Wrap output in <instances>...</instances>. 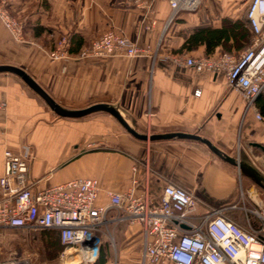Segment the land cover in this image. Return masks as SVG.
Listing matches in <instances>:
<instances>
[{"label": "crops", "instance_id": "crops-1", "mask_svg": "<svg viewBox=\"0 0 264 264\" xmlns=\"http://www.w3.org/2000/svg\"><path fill=\"white\" fill-rule=\"evenodd\" d=\"M0 1L23 22V43L13 41L0 26V65L23 70L58 106L79 110L109 105L131 129L147 137L196 135L264 178V122L246 110L224 74L195 72L158 58L204 57L202 46L183 50L184 39L196 30L220 29L223 20L247 24L244 0H200L194 12L178 11L171 19L168 0ZM106 32L134 42L146 50L145 56L73 58ZM60 37L67 40L69 58L51 61L47 53ZM1 103L0 177L7 150L28 159L26 178L37 181V189L94 179L100 188L95 203L106 205L104 192L125 193L134 180L133 195L144 196L153 206L162 188L171 184L192 195L194 204L186 213L192 225H199L211 210H219L241 228L258 225L254 211L264 191L201 143L176 138L139 141L101 112L59 118L8 74H0ZM97 238L102 264L114 259L117 264H171L164 259L142 263L140 225L118 220L113 209L106 211ZM106 242L111 259L106 256Z\"/></svg>", "mask_w": 264, "mask_h": 264}, {"label": "built area", "instance_id": "built-area-1", "mask_svg": "<svg viewBox=\"0 0 264 264\" xmlns=\"http://www.w3.org/2000/svg\"><path fill=\"white\" fill-rule=\"evenodd\" d=\"M200 0H168L170 19L178 11L194 12ZM250 32L249 44L236 54L219 53L211 57L191 58L185 55L158 57L162 63L190 68L195 72L223 73L227 85L234 89L253 118L263 123L253 105L264 88V0H249L244 11ZM0 26L10 38L23 43V22L12 17L0 1ZM67 40L60 37L47 53L49 60H67ZM146 50L129 39L106 32L73 57L75 60L122 55L145 56ZM199 93L196 91L194 96ZM3 104H0V108ZM28 159L10 151L4 152L0 177V229L57 233L61 249L58 264H94L99 254L97 233L105 224L108 209L115 210L118 220L140 225L143 233L142 263L164 259L171 264H264V192L254 211L256 228H241L211 210L199 225L187 221L186 213L194 199L186 190L167 184L156 205L150 206L144 196L133 195V185L125 193L104 192L106 205L95 203L100 192L96 180L77 178L63 184L37 189V181L26 178ZM135 169H132V173ZM0 264H24L16 259ZM105 264H117L115 260Z\"/></svg>", "mask_w": 264, "mask_h": 264}, {"label": "water", "instance_id": "water-1", "mask_svg": "<svg viewBox=\"0 0 264 264\" xmlns=\"http://www.w3.org/2000/svg\"><path fill=\"white\" fill-rule=\"evenodd\" d=\"M0 74H8L18 78L30 91H32L44 103V105L53 115L59 118L78 119L93 113L101 112L112 117L128 135L139 141H158L176 138L192 140L201 143L215 157L231 166L236 167L240 174L249 178L255 186L264 191V178L256 170H254L251 166L244 162H237L235 159L226 156L213 145H211L207 140L202 139L196 135L183 133L150 135L148 137L146 135H140L127 125V123L124 121V119L121 117V115L116 109L109 105L98 103L79 110H66L58 106L55 102H53V100L23 70L11 65H0Z\"/></svg>", "mask_w": 264, "mask_h": 264}, {"label": "trees", "instance_id": "trees-1", "mask_svg": "<svg viewBox=\"0 0 264 264\" xmlns=\"http://www.w3.org/2000/svg\"><path fill=\"white\" fill-rule=\"evenodd\" d=\"M249 39L250 32L244 21L237 23L223 20L220 29H201L192 32L184 39L182 49L192 51L198 46H202L204 48V57H211L214 54L231 53V50L238 51L243 49L248 46ZM216 49L218 51L215 52ZM253 105L264 121V88L254 99ZM39 232L46 233V239L47 241L49 240L48 246L52 251L61 249L55 231L41 230ZM94 264H102L99 257Z\"/></svg>", "mask_w": 264, "mask_h": 264}, {"label": "rangeland", "instance_id": "rangeland-1", "mask_svg": "<svg viewBox=\"0 0 264 264\" xmlns=\"http://www.w3.org/2000/svg\"><path fill=\"white\" fill-rule=\"evenodd\" d=\"M248 1L244 0V7ZM46 237L45 232L39 231L0 230V258L16 259L24 264H58L57 256L60 250L52 251ZM105 245L106 256L111 259L112 250L108 242Z\"/></svg>", "mask_w": 264, "mask_h": 264}]
</instances>
